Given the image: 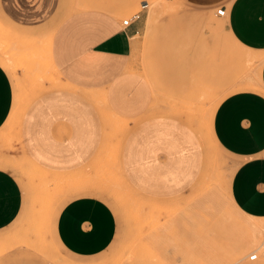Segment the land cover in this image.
Here are the masks:
<instances>
[{"label":"crops","instance_id":"1","mask_svg":"<svg viewBox=\"0 0 264 264\" xmlns=\"http://www.w3.org/2000/svg\"><path fill=\"white\" fill-rule=\"evenodd\" d=\"M182 1L209 10L225 8L221 16L235 39L264 54V0ZM134 5L135 0H96L89 7H73L69 0H0L1 16L18 35L26 30L44 37L48 65L58 78L44 82L47 88L29 104L21 126L13 120L21 137L15 156L23 154L49 170L48 180H53L54 171L71 183L78 178L69 183V198L50 218L59 245L75 257L105 252L119 229L114 208L101 194L105 187L87 183L93 162L104 153V110L132 122L120 163L134 185L174 191L184 185V163L187 179L200 171L198 137L182 118L143 119L151 110L153 92L134 60L137 38L146 33L151 15L148 7L139 20L125 26L121 15ZM212 53L205 57L199 50L190 51L189 74L213 75ZM33 67L44 74L43 64ZM8 68L0 55V131L11 123L18 91L15 83V94ZM257 83L217 99L209 129L214 143L236 162L230 181L235 206L250 219L264 220V55ZM4 158L0 157V232L26 217L31 220L27 214L33 208L27 186Z\"/></svg>","mask_w":264,"mask_h":264},{"label":"rangeland","instance_id":"2","mask_svg":"<svg viewBox=\"0 0 264 264\" xmlns=\"http://www.w3.org/2000/svg\"><path fill=\"white\" fill-rule=\"evenodd\" d=\"M69 1L73 7L96 3ZM144 2H148L151 16L146 33L137 38L134 61L136 70L152 86L153 100L143 119L178 116L196 135L197 130L204 134L211 144L205 149L204 136L198 137V176L187 179L184 163V185L177 190L154 192L134 185L120 163L122 142L129 130L108 127L104 153L93 162L94 172L89 176L105 187L101 194L118 217L117 238L100 255L75 257L59 245L50 219L69 198L65 190L71 182L42 179L33 160L23 154L16 157L21 142L18 127L14 122L6 124L0 131V157L7 158L8 166L27 186L33 208L27 214L31 220L26 217L0 232V264H264V220H249L235 206L230 181L236 162L212 140L208 116L221 96L258 84L264 54L238 42L217 10L197 8L182 0H135L134 6H128L134 8L121 17L140 10ZM16 30L0 13V55L10 65L12 78L15 71L14 87L17 83L26 111L47 88L44 82L58 78L48 65L44 37L26 30L18 35ZM192 50L205 57L215 54L213 75L189 74L187 58ZM38 62L43 64L44 74L33 67ZM254 229L260 230L255 245L249 237ZM256 252L258 258L250 259Z\"/></svg>","mask_w":264,"mask_h":264},{"label":"bare ground","instance_id":"3","mask_svg":"<svg viewBox=\"0 0 264 264\" xmlns=\"http://www.w3.org/2000/svg\"><path fill=\"white\" fill-rule=\"evenodd\" d=\"M27 74V73H26ZM31 76V75H30ZM14 78V77H13ZM58 80V79H57ZM32 87V86H31ZM18 88V87H17ZM201 92V91H200ZM208 92V91H207ZM212 92V91H211ZM210 92V93H211ZM213 95L211 94V97H212ZM214 96H216V95H214ZM20 95H19V93L17 92V94H16V99H15V104H14V109L12 110L13 112H12V115L10 116L11 117V122L14 120L19 126H21V122H22V117H23V113H24V111H25V108H23V103L21 102V100H20ZM213 98V97H212ZM104 115H105V122H106V125H107V127H113V128H115L116 130H128V129H130V127L132 126V122H130L129 120H126V119H123V118H121V117H119V116H116V115H114L113 113H107L105 110H104ZM206 115V114H205ZM209 116V115H208ZM204 118V117H203ZM13 121V122H14ZM203 125V124H202ZM197 137H201V138H203V136H204V134H202V132L201 131H198L197 130ZM20 139H21V137H20ZM204 148L206 149V148H208L207 146H209L211 143L207 140V138H205V136H204ZM211 147V146H210ZM3 158V157H2ZM5 159V158H4ZM6 160V159H5ZM36 168H38L39 169V171H35L37 174H39V176L42 178V179H47L48 178V176H49V174H50V171L49 170H46V169H44V168H42V167H40V166H36ZM33 169V168H32ZM36 170V169H35ZM29 171H30V169H29ZM34 172V171H33ZM78 172H79V170H78ZM71 173H73V172H71ZM52 175V177H53V181H58V180H61V179H64V175H63V173L62 172H57V171H54V172H52L51 173ZM74 174V173H73ZM72 174V175H73ZM80 174H82L81 172H80ZM79 174V175H80ZM30 175V174H29ZM83 175H85V174H82L81 176H83ZM38 175H37V177H39ZM87 176H89V175H87ZM92 176V175H91ZM94 177V176H93ZM70 179V178H69ZM68 179V180H69ZM40 180V179H39ZM42 181V180H41ZM47 181V180H46ZM79 181V180H78ZM62 182V181H61ZM69 182V181H68ZM88 184H95V185H98V186H104L100 181H97V180H94V179H91V180H89L88 182H87ZM66 184V183H65ZM67 184H69V183H67ZM70 184H72V183H70ZM84 184V183H83ZM75 185H76V183H75ZM77 185H78V183H77ZM79 185H81V183L79 182ZM84 186V185H83ZM75 187V186H74ZM82 187V186H81ZM72 188V187H71ZM72 190V189H71ZM69 191H70V189H69ZM239 211V210H238ZM131 217V216H130ZM38 220H40V218L38 219ZM249 220H250V218H249ZM253 223V222H252ZM245 224V223H244ZM37 225V224H36ZM246 225V224H245ZM245 225H243V226H245ZM35 227V226H34ZM37 228V227H36ZM242 229H246V227L245 228H242ZM40 230H41V228H40ZM36 231V235H38V233H37V230H35ZM246 231V230H245ZM41 232V231H40ZM259 233H260V230H259ZM258 232H257V229H254V230H252V233L250 234L251 236H249V237H252V243L255 245V244H257L258 243V241H259V234ZM26 234V233H25ZM40 235V234H39ZM23 236V235H22ZM26 238V237H25ZM1 239V238H0ZM26 241H27V238L25 239ZM24 240V241H25ZM44 240V239H43ZM33 242V241H32ZM251 242V241H250ZM49 246V245H48ZM253 254V253H252ZM251 254V255H252ZM250 255V256H251Z\"/></svg>","mask_w":264,"mask_h":264},{"label":"built area","instance_id":"4","mask_svg":"<svg viewBox=\"0 0 264 264\" xmlns=\"http://www.w3.org/2000/svg\"><path fill=\"white\" fill-rule=\"evenodd\" d=\"M148 6H149L148 2H144V3L142 4V7H141L140 10L134 12L132 15L126 17V18L123 20V24H124L125 26H129V25H131L134 21L139 20V19L142 17L143 10L146 9V8H148ZM217 12H218L219 15H224V14H225V8H219ZM258 256H259V255H258L257 252H256V253H253V254L250 256V259L255 260V259L258 258Z\"/></svg>","mask_w":264,"mask_h":264}]
</instances>
